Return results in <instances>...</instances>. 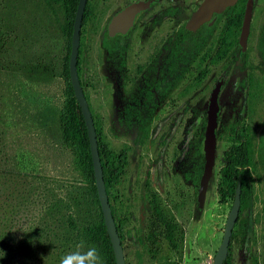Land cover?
Instances as JSON below:
<instances>
[{
  "label": "rangeland",
  "instance_id": "1",
  "mask_svg": "<svg viewBox=\"0 0 264 264\" xmlns=\"http://www.w3.org/2000/svg\"><path fill=\"white\" fill-rule=\"evenodd\" d=\"M133 1L97 0L92 20L79 31L82 71L78 78L87 107L103 145L114 153L124 151L127 159L123 175L111 190V205L124 236V263L158 264L141 253L138 242L144 224L141 191L147 179L160 203L183 228L179 264H212L232 204V199L220 203L216 192L223 153L231 145L245 142L251 164L250 206L241 215L245 242L237 234L239 223L232 230L230 264H264V154L260 150V142H264V59L258 47L263 34L264 0H253L242 56L237 55L235 46L240 25L238 30L227 27L224 16L203 43L190 73L157 100L147 136L136 141V123L126 126L122 115L121 60L100 45L103 29L111 27L114 13ZM201 1L157 0L128 37L124 68L129 76L188 20ZM160 13L163 18H156ZM60 23L41 0H0V28L10 34L19 68L30 66L36 71L31 77L9 71L2 78L0 131L6 133L7 141L16 144L17 152L30 158L36 181L57 193L63 182L76 177L70 171L68 156L51 136L63 88L58 74L69 49ZM217 82L221 83L214 164L202 206L198 207L191 173L194 159L186 130L201 117ZM198 127L201 129L200 123ZM235 138L239 140L234 142Z\"/></svg>",
  "mask_w": 264,
  "mask_h": 264
},
{
  "label": "trees",
  "instance_id": "2",
  "mask_svg": "<svg viewBox=\"0 0 264 264\" xmlns=\"http://www.w3.org/2000/svg\"><path fill=\"white\" fill-rule=\"evenodd\" d=\"M41 1L58 17L62 33L67 41H70L71 25L78 0ZM95 1H86L81 19L82 26L92 20ZM245 1L237 0L234 6L214 16L215 22L212 26L204 24L194 33L181 26L175 35L167 37L164 44L165 64L159 81L153 75L156 71L154 62L148 64L147 75L144 74L143 66L137 67L133 77L120 69V87L125 96L123 120L126 126H130L131 122L136 123L135 141L140 137L145 138L147 134L155 105L152 91L163 94L168 87L190 73L195 57L202 50L203 43L215 23L222 17L226 16L227 27L238 30ZM262 32L260 48L264 59V25ZM123 37L105 33L101 45L107 54L112 55L113 45L125 44ZM11 47L13 48L10 34L2 33L0 28V84L9 71L21 72L27 77L36 73L30 66L19 68L16 51ZM68 53L69 49L58 74L63 88L51 136L55 138L59 150L68 156L70 171L76 177L63 182L57 188L60 193L51 192L45 183L36 181L35 168L32 167L30 158L17 152L16 144L7 141L6 133L0 131V264H59L60 258L73 250L75 244L81 240L86 245L98 249L103 264H115L96 196L86 129L68 81ZM123 55L124 51L119 49L117 56L120 57L121 67L124 64ZM81 58L82 47L79 45L76 59L79 78L82 71ZM79 82L82 87V82ZM198 123L201 124V129ZM204 124V117L201 116L198 121L187 126L186 130V140L192 149L195 162L192 167V181L196 187L203 164ZM93 127L104 189L123 252L124 236L115 215V208L111 205V190L124 173L127 165L126 154L124 151L114 153L104 146L94 122ZM34 135L39 137L38 134ZM238 140L239 138H235L234 142ZM260 150L264 154L263 141L260 142ZM259 156L261 157V154ZM249 158V148L245 142L231 145L223 153L221 178L216 189L218 201L222 203L228 199L233 200L234 191L239 186V211L235 225L240 224L237 234L243 242L245 224L241 215L250 206ZM141 193L140 200L144 212V224L138 236L141 253L158 264H179L184 238L182 226L160 203L147 179ZM248 257L251 258V254L248 253ZM223 264H230L229 246Z\"/></svg>",
  "mask_w": 264,
  "mask_h": 264
},
{
  "label": "water",
  "instance_id": "3",
  "mask_svg": "<svg viewBox=\"0 0 264 264\" xmlns=\"http://www.w3.org/2000/svg\"><path fill=\"white\" fill-rule=\"evenodd\" d=\"M236 2L237 0H202L196 10L191 14L189 19L185 23V30L192 32L204 23H208V25H210L212 23L213 15L222 13L226 8L235 5ZM85 3L86 0L77 1L76 9L73 16L69 41V54L67 60L68 81L73 93V97L78 105L80 114L83 118L84 126L86 129L96 196L103 224L112 249L114 262L115 264H125L123 259L122 248L120 246V241L116 232L115 224L111 215L110 207L104 189L102 172L97 152L95 132L93 127V120L87 107L86 100L81 90L76 73V58L79 44V30ZM151 4L152 1H136L120 9L112 19V26L109 28L110 34H124L130 27L134 25L138 16L141 15ZM251 10L252 0H247L243 11L241 28L238 37V45L241 48V52H243L245 49V43L251 17ZM218 88L219 84H216L210 93L207 103L206 122L203 132L202 145L203 167L196 193V201L198 207L202 206L207 188V183L211 176V171L214 164L217 112L216 98L218 96ZM239 193L240 188L239 186H237L234 191V197L232 200L231 207L226 216L221 241L212 259V264H223V261L227 257L229 240L239 211Z\"/></svg>",
  "mask_w": 264,
  "mask_h": 264
},
{
  "label": "flooded vegetation",
  "instance_id": "4",
  "mask_svg": "<svg viewBox=\"0 0 264 264\" xmlns=\"http://www.w3.org/2000/svg\"><path fill=\"white\" fill-rule=\"evenodd\" d=\"M87 1V0H86ZM136 1H140V2H147V1H152V4L141 14V15H139L138 16V18H137V20H136V22L134 23V25L132 26V27H130L124 34H119V33H116V34H110V31H109V28H106V27H104V29H103V32H102V36L105 34V33H107V34H109V35H111V36H117V35H120V36H124L123 37V41L125 42V44L124 45H113V49H112V52H113V54H117V52H118V50L120 49V50H123L124 51V55H123V58H124V56H125V52H126V50H127V45H128V37L130 36V34L138 27V25L140 24V22L142 21V19L147 15V14H149V11L151 10V8H153L156 4H157V0H135V1H133V2H136ZM247 1V0H246ZM246 1H245V3H246ZM97 2V0L95 1V3ZM133 2H130V3H128V4H126V5H124L123 7H121L120 9H122V8H124V7H126L127 5H129V4H131V3H133ZM201 3V2H200ZM199 3V4H200ZM245 3H244V7H245ZM236 4V3H235ZM96 5V4H95ZM234 6V5H233ZM198 7V6H197ZM244 7H243V11H244ZM252 8H253V0H252ZM119 9V10H120ZM118 10V11H119ZM196 10V9H195ZM194 10V11H195ZM117 11V12H118ZM193 11V12H194ZM243 11H242V14H241V20H240V28H241V22H242V16H243ZM94 12H95V8H94ZM117 12H115L114 13V15L112 16V18H111V20H110V22H112V19L114 18V16H115V14L117 13ZM192 12V13H193ZM224 12V11H223ZM222 12V13H223ZM191 13V14H192ZM251 13H252V10H251ZM221 14V13H220ZM216 15H219V14H216ZM216 15H213L212 16V23L210 24V25H208V23H204V24H206L207 26H212L213 24H214V22H215V17L214 16H216ZM163 13H160V14H157V17L156 18H158V19H161V18H163ZM191 16V15H190ZM189 16V17H190ZM189 19V18H188ZM250 19H251V17H250ZM187 22V21H186ZM185 22V23H186ZM218 22V21H217ZM216 22V23H217ZM185 23L182 25L183 26V28H184V25H185ZM215 23V24H216ZM204 24H202V25H204ZM249 24H250V22H249ZM201 25V26H202ZM264 25V24H263ZM72 26V25H71ZM82 26V24H80V27ZM111 26H112V23H111ZM200 26V27H201ZM215 26V25H214ZM181 27V26H180ZM179 27V28H180ZM199 27V28H200ZM179 28L173 33V34H171V35H169V36H173V35H175V33L179 30ZM199 28H197L195 31H192V33H194V32H196ZM185 29V28H184ZM213 30V29H212ZM248 30H249V28H248ZM80 31V30H79ZM187 31V30H186ZM188 32H191V31H188ZM212 32V31H211ZM239 32H240V29H239ZM248 35V34H247ZM168 36V37H169ZM238 37H239V34H238ZM101 39H102V37H101ZM167 39V38H166ZM166 39L165 40H163V42H162V44L160 45V48L156 51V52H154L153 54H151L149 57H148V59H147V61L144 63V64H142V65H140V66H143V70H144V74H146L147 75V73H146V69L148 68V64L150 63V62H154V64H156V71L153 73V75H154V78L157 80V81H159L160 80V75H161V71H162V69H163V65L165 64V57H166V51L164 50V44H165V41H166ZM263 38H261V40H262ZM246 40H247V38H246ZM261 40L259 41V43H258V47H259V51H260V53H261V48H260V42H261ZM100 45H101V43H100ZM78 46H79V44H78ZM235 46L239 49V51H238V56H242V53L244 52H241V48L239 47V45H238V38H237V41H236V43H235ZM101 47H102V45H101ZM103 48V47H102ZM245 48H246V43H245ZM245 50V49H244ZM202 51V50H201ZM200 51V52H201ZM78 52V51H77ZM161 52L162 53H164L163 54V58H161V59H159V56H160V54H161ZM69 54V53H68ZM159 55V56H158ZM262 57V56H261ZM77 59V58H76ZM119 59H120V57H119ZM120 64V63H119ZM137 67H139V66H136V68H135V72H134V75H132V76H130V77H133V76H135V74H136V69H137ZM120 69H123L124 71H125V68H124V64H123V67H121V66H119V70H118V73L120 72ZM126 72V71H125ZM77 73V72H76ZM127 73V72H126ZM120 74V73H119ZM128 74V73H127ZM179 74V73H178ZM129 75V74H128ZM77 77H78V75H77ZM119 79H120V75H119ZM78 81H79V79H78ZM180 81L181 80H178L176 83H174V85H172V86H170V87H168L167 88V90H166V92L165 93H163V94H159L156 90H153L152 92H153V94H154V97H155V105H154V107H153V113H154V110H155V107H156V103H157V100L158 99H161L162 97H164V96H166L167 94H169V92L172 90V89H174V88H176L178 85H179V83H180ZM220 83L221 82H217L216 84H219V87H220ZM79 84H80V82H79ZM215 84V85H216ZM215 85H214V87H215ZM81 87V86H80ZM213 87V88H214ZM120 89H121V87H120ZM81 90H82V88H81ZM213 90V89H212ZM211 90V91H212ZM121 91H122V89H121ZM122 93H123V91H122ZM211 93V92H210ZM218 95H219V88H218ZM123 96H124V94H123ZM209 96H210V94H209ZM209 99V98H208ZM217 99H218V96H217V98H216V104H217V110H218V102H217ZM124 103H125V96H124ZM207 103H208V101H207ZM206 111H207V104H206V107L202 110V114H203V112H204V115H202L201 114V116H203L204 117V120H205V122H206ZM153 113H152V116H153ZM216 114H217V112H216ZM122 115H123V109H122ZM152 118V117H151ZM151 121V120H150ZM149 124H150V122H149ZM216 126H217V123H216ZM204 128H205V124H204ZM204 128L202 129V133L204 132ZM148 129H149V126H148ZM147 133H148V131H147ZM146 136H147V134H146ZM145 136V137H146ZM215 136H216V134H215ZM202 145H203V140H202ZM202 154H203V151H202ZM195 163V162H194ZM202 167H203V164H202ZM191 173H192V171H191ZM201 173H202V170H201ZM200 176H201V174H200ZM200 178V177H199ZM198 182H199V180H198ZM197 188H198V186H197ZM197 188H196V193H197ZM229 242H230V240H229ZM229 246V245H228ZM228 253V252H227Z\"/></svg>",
  "mask_w": 264,
  "mask_h": 264
},
{
  "label": "clouds",
  "instance_id": "5",
  "mask_svg": "<svg viewBox=\"0 0 264 264\" xmlns=\"http://www.w3.org/2000/svg\"><path fill=\"white\" fill-rule=\"evenodd\" d=\"M59 264H103V260L95 246H88L81 240L60 258Z\"/></svg>",
  "mask_w": 264,
  "mask_h": 264
}]
</instances>
